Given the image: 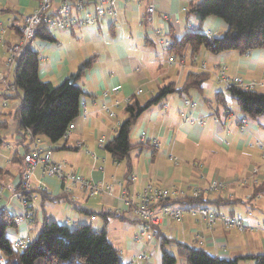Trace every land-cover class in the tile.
Masks as SVG:
<instances>
[{
  "label": "crops",
  "instance_id": "crops-1",
  "mask_svg": "<svg viewBox=\"0 0 264 264\" xmlns=\"http://www.w3.org/2000/svg\"><path fill=\"white\" fill-rule=\"evenodd\" d=\"M153 1L157 12L152 26L144 21L146 2L140 5L120 3L118 18L105 19L93 27H76L66 32L53 31L52 41L36 39L31 43V48L41 57L40 79L54 86H59L76 73L83 62L95 59L91 69L80 81L84 94L80 116L75 122L76 128L71 137L55 145L48 141L46 144L52 146L54 162L68 163L71 169L96 183L107 185L116 179L124 184V166L113 161L100 147V141L109 142L117 135L121 124L126 120L124 110L127 102L136 97L144 103L158 95L160 89L170 83L181 88L188 74L195 72V69L188 66L181 67L180 63L169 67L162 62L153 33L163 30L171 39L180 41L188 33V25L198 28L194 19L187 21L186 13L191 5L198 4L201 0ZM39 3L40 0H0V21L5 22L10 18L20 20L31 15L37 10ZM206 22L208 26L205 28L204 23L201 30L214 37H221L228 30L227 25L220 20L208 19ZM176 58L180 62L190 63V48L185 49L183 58ZM199 58L208 64L209 72L223 62L230 77L239 76L264 83V49L253 50L245 55L227 52L217 56L201 50ZM5 59L6 51L0 46V71L3 70ZM9 79L8 83L12 84ZM140 90L142 94L138 95ZM258 91L264 94V88ZM1 92L0 182L18 189L22 173V162L19 159L23 157L29 144L22 137L16 115L23 95L20 92L9 93L6 87L0 85ZM220 93H225L223 86L210 80L200 93L191 91L189 99L195 103L193 108L185 107L184 96L176 94L168 98V108L164 105L153 107L138 120L132 130L135 131L137 143L132 144L135 148L131 153L132 175L136 176L137 181L131 182L128 187L130 194H140L148 185L176 188L189 193V183L195 181L201 183V187H206L217 179L229 184V189L225 192L230 195L225 194L223 198L250 201L256 185L264 183V117L248 119L246 131L241 132L239 119L244 116L238 106L237 109L232 106L234 102H229L228 108L219 105L216 95ZM186 114H192L196 120L203 121L204 125L184 124L182 118ZM142 133L147 134L145 142L141 141ZM257 142L261 148L253 147ZM78 143H83L84 147L79 148ZM245 153L249 157L244 156ZM225 157H235L237 161H225ZM33 188L44 190V197L34 194L31 199L33 224L20 225L17 230H12L10 240H33L44 224L52 221L72 229L79 225H91L100 230L103 228V220L97 214L115 213L123 216V219L111 220L108 239L116 249L119 250L120 247L123 264H133L136 255L144 249L153 264H162L160 241L151 244L145 242L143 245L135 242L142 224L133 221L135 218L124 206L118 186H115L113 194L103 193L96 198H89L78 190L64 196L62 185L57 180L45 177L41 170H37ZM207 200L216 198L208 197ZM208 209L222 216L247 217L251 228L246 234H240L218 224L210 232L198 224L195 218L185 215L182 226L164 221L162 234L177 242L191 241L194 244L196 233H203L204 244L200 247L195 244L191 246L212 251L214 256L223 259L264 255V231L261 229L264 227V196L232 210ZM1 210L16 217L23 213L24 206L6 189L0 201ZM78 210L90 211L92 214L89 216ZM115 221L121 222V225H116ZM187 222L192 225L186 227ZM120 231L130 234L124 248L120 240L115 242L116 237L113 240L111 235H121ZM217 245L225 247V251H221Z\"/></svg>",
  "mask_w": 264,
  "mask_h": 264
},
{
  "label": "trees",
  "instance_id": "trees-1",
  "mask_svg": "<svg viewBox=\"0 0 264 264\" xmlns=\"http://www.w3.org/2000/svg\"><path fill=\"white\" fill-rule=\"evenodd\" d=\"M186 14L188 22L191 19L197 21L198 30L195 33L188 32L180 41L172 39L170 53L179 58L184 57L186 48H190L192 55L204 50L215 56L227 52L245 55L253 50L264 49V0H201L198 4L191 5ZM208 19L222 21L228 30L221 37L204 35L201 28ZM36 39L52 41V31L47 24H42ZM94 61L95 59L91 58L83 62L76 73L59 86H54L40 79L41 57L30 44L13 71V85L23 95L21 106L16 113L20 132L29 130L34 137H41L53 145L62 141L69 126L80 116L84 94L80 81L91 69ZM210 80V74L193 72L188 74L181 88L170 83L161 88L158 95L144 103L136 97L130 99L124 110L126 120L121 124L117 135L104 148L114 162L124 166L123 180L127 189L132 182L131 152L135 148L131 143V134L138 120L151 108L163 106L171 96L178 94L189 98L191 91L200 93ZM230 100L237 104L241 114L247 119L264 117V94L258 90L246 92L233 88L216 95L217 103L224 108H228ZM28 151L29 148L26 153ZM23 161L24 157H21L19 162ZM34 194L43 196L44 190L33 189L23 195L30 200ZM260 196H264V183L255 187L250 201L246 202L221 197L217 200L197 201L187 198L167 201L165 204L232 210L238 205L246 206ZM78 211L89 216L92 214L90 211ZM97 215L103 220V228L100 230L91 225H79L72 229L56 221L46 222L27 249L16 251L7 235L8 230L18 229L14 223L15 217H11L6 211L1 212L0 264H123L121 252L108 239L109 223L116 218L122 220L123 216H117L115 213ZM133 221L142 222L137 219ZM173 245L176 247L177 257L183 258L186 264H241L247 261L264 264V255L223 259L211 255L203 248L175 242L160 233L162 264H177L176 256L167 251V248Z\"/></svg>",
  "mask_w": 264,
  "mask_h": 264
},
{
  "label": "built area",
  "instance_id": "built-area-1",
  "mask_svg": "<svg viewBox=\"0 0 264 264\" xmlns=\"http://www.w3.org/2000/svg\"><path fill=\"white\" fill-rule=\"evenodd\" d=\"M146 2V11L144 21L152 26L154 16L157 12L156 4L153 0H40L39 7L33 14L25 16L20 20L13 18L5 22L0 21V46H3L6 51V59L3 65V70L0 71V85L7 88V92L16 94L17 88L13 84L8 83L9 76L14 71L17 62L22 58L28 46L36 40L42 24H47L50 31H71L76 27H93L103 20L108 18H118L120 12V3L129 4L135 3L140 5ZM188 31L194 32L196 28L191 25L187 26ZM206 36L211 33L203 32ZM154 41L158 49H160V59L169 67H173L181 63L177 58L170 53L172 39L163 30L154 31ZM219 71L213 75L215 82L223 86V90L237 88L246 92L257 91L260 84L249 82L242 77H230L227 75V67L220 63ZM141 91H138V95ZM129 101L127 102V104ZM126 104V105H127ZM183 104L187 108H193L195 103L188 97L183 98ZM165 108L169 107L168 103L164 104ZM227 113V111H226ZM183 123L204 125L203 121L196 120L192 114L183 115ZM248 119L243 117L239 119L240 130L245 132L247 129ZM76 128L75 123L69 126L64 139L68 140L71 137L72 131ZM33 139V146L24 155L25 170L21 176L22 192L16 193L14 189L8 186L12 191L13 198L19 199L24 206L23 213L15 217L14 223L20 225L33 224V212L30 209V200L24 197V193H30L33 188L32 180L35 177L37 170H41L43 176L57 180L63 189L64 196L71 195L74 191L88 195L89 198L99 197L103 193L113 194L115 186L121 189V200L129 211H133L132 217L142 221L140 233L135 237L137 244L143 245L155 243L159 240L164 221H175L181 223L184 212H190L193 217H197L208 225L209 228H214L218 221L224 224L227 229H236L241 232L249 230V218L241 216L230 217L222 216L215 212H211L205 207H188L170 206L165 203L174 198L176 193L171 189L159 186H147L143 192L137 195L130 194L122 181L113 179L112 184L96 183L81 176L79 173L70 168L68 163H56L53 161V149L49 144H43L40 138H35L31 133H28ZM143 142L147 139V134L142 133ZM156 145L157 142H154ZM79 148L84 147L83 143H78ZM105 141H100V147L104 149ZM254 148H261L259 142L253 145ZM264 157V156H263ZM177 161V160H176ZM132 182L137 181L136 176L132 175ZM194 186V185H192ZM194 194L198 197L200 191L199 186H194ZM221 188L220 183L214 182L210 186V190ZM3 187L0 191V200L3 196ZM3 211V210H1ZM264 231V227H261ZM30 238H19L12 241L13 248L16 251H24L30 244ZM147 251L144 249L140 254H137L133 264H141L147 259Z\"/></svg>",
  "mask_w": 264,
  "mask_h": 264
},
{
  "label": "rangeland",
  "instance_id": "rangeland-1",
  "mask_svg": "<svg viewBox=\"0 0 264 264\" xmlns=\"http://www.w3.org/2000/svg\"><path fill=\"white\" fill-rule=\"evenodd\" d=\"M208 26V22H205V28ZM197 31V30H196ZM196 31H194V33L196 32ZM188 32H190V31H188ZM201 32L203 33V32H205V31H202L201 30ZM204 34V33H203ZM205 35V34H204ZM209 37H214L212 34H210L209 35ZM172 47V46H171ZM158 48V47H157ZM160 55H161V52H160V49H159V58H160ZM191 60H190V63H183V62H181L180 63V66L181 67H183V68H186L187 66L188 67H190V68H192V69H195V72H198V71H200V72H206L207 74H210V76H211V80L213 79V75L216 73L217 74V70L219 71V68L216 66H214V69H213V71H211V72H209L208 71V64L206 63V62H204V61H201L200 60V58H199V54H197V55H192V58H190ZM223 63V62H222ZM224 64V63H223ZM225 66H226V64H224ZM227 67V66H226ZM228 69V68H227ZM227 72V75H228V70L226 71ZM244 79V78H243ZM246 80V79H245ZM246 81H249V82H254V83H257V84H260V87L258 88V90H261L262 88H264V83H259V82H255V81H251V80H246ZM9 82H11L12 84L14 83V73L11 75V77H10V79H9ZM141 91V90H140ZM138 93V92H137ZM1 95H2V92L0 93ZM142 94V91H141V93L139 94V95H141ZM141 101H142V98L140 99ZM129 102H130V100H129ZM231 104L234 102V101H232V100H230L229 101ZM1 103H3V97H0V104ZM232 106H234V108H236L237 109V104L234 102V104L232 105ZM224 113L226 114V111H224ZM185 124V123H184ZM24 133H21V134H23L22 135V137L25 139V141H28L29 142V144H28V148H29V150H30V146L32 147L33 146V139H31L30 138V136L28 135V133H31L32 134V132L31 131H29V130H26V131H23ZM32 136L34 137V135L32 134ZM35 138H40L41 140H42V143L45 145L46 144V141L43 139V138H41V137H35ZM131 138H132V144H136L137 143V139L135 138V131H132V135H131ZM143 140L144 139H142V135H141V141L143 142ZM155 142H157V141H155ZM108 142H106L105 141V145L107 144ZM47 145V144H46ZM104 148H105V146H104ZM252 151V150H251ZM29 152V151H28ZM27 152V153H28ZM26 152L24 153V155L25 154H27ZM132 153V152H131ZM24 155H23V157H24ZM230 156H232L231 154H230ZM244 156H248L249 157V154L248 153H245L244 154ZM264 158V157H263ZM173 160L174 161H176V159L175 158H173ZM225 161H230V162H235V161H237V158H235V157H229V158H226L225 157ZM24 170H25V163H24V161H23V163H22V173H21V176H22V174H23V172H24ZM21 176H20V186L18 187V189H15V188H13V187H11L12 189H14L15 190V192L16 193H19L21 190H22V185H21ZM35 178V177H34ZM34 178H33V180H34ZM33 180H32V183H33ZM1 181V180H0ZM214 182H218V183H220V185H221V188H218V189H216V190H210V186L212 185V183H214ZM192 185H194V186H199L200 187V192L198 193V194H200L198 197H196V194H194V186H192ZM149 186V185H148ZM152 186H155V185H152ZM257 186V185H256ZM3 187H5V189H4V191L7 189L8 190V185H5V184H3L2 182H0V191H1V189L3 188ZM189 188H190V192L189 193H186V192H182V191H180V190H178V189H176V188H169V189H171L173 192H175L176 193V196L174 197V198H172V199H170V200H168V201H175V200H183V199H187V198H191L192 200H195V201H197V200H199V199H207L208 197L209 198H213V199H215L216 198V200H217V198L219 197V198H221L220 196H222V198H223V196H225V194L227 195V196H229L230 195V193H226L225 191H227L228 189H229V184L227 183V182H225V181H222V180H213V181H211L206 187H201V183L200 184H198V183H196L195 181L194 182H191V183H189ZM34 188H32V190H33ZM144 190V189H143ZM143 190H142V192H143ZM4 191H3V193H4ZM9 191H11V190H9ZM12 192V191H11ZM13 194V193H12ZM212 194V195H211ZM209 195H211V196H209ZM3 197V196H2ZM218 198V199H219ZM226 198H228V197H226ZM2 199V198H1ZM1 201V200H0ZM171 206V205H170ZM188 207H190V206H186V207H182V208H188ZM208 209V208H207ZM1 212H4V210L3 211H0V213ZM130 213L132 214L133 213V211L131 212L130 211ZM185 215H188V216H190V217H193L191 214H190V212H184V216H183V220H182V222L181 223H179V222H175V221H169L168 223L170 224V223H178V224H180L181 226L183 225V223H184V221H185ZM193 218H195V220H196V222L198 223V224H201V225H203L204 227H206L207 228V230H209L210 232H212V230L214 229V228H209L208 227V225L206 224V223H204V222H201V220L200 219H198L197 217H193ZM139 221V220H138ZM141 224H142V222H140ZM115 224L116 225H121V222H119V221H115ZM221 225L224 229H226V230H235V231H237L238 233H240V234H246L247 233V231H244V232H241V231H239V230H236V229H227L226 227H224V224H222L221 223V221H218V223H217V225ZM191 226L192 224L190 223V222H187V224H186V227L187 226ZM109 228H110V226H109ZM11 232H12V230H8V237H12L11 236ZM120 233H121V235H117V236H115L113 233L111 234L112 235V239L114 238V237H116V240H114L115 242L116 241H118V240H120L119 242L121 243V246H122V248H124L125 246H126V243L129 241V239H130V234H126V233H123L122 231H120ZM162 234L163 233V229H162V231H160L159 232V234ZM167 237V236H166ZM194 244H195V246H198V247H200L201 245H203L204 244V242H205V238H204V236H203V233L201 234V233H196V235L194 236ZM171 240H173V239H171ZM112 241V240H111ZM158 241H160V237H159V240ZM173 241H175V242H177L176 240H173ZM202 241H203V243H202ZM181 243V242H180ZM182 244H188V245H194V244H192V242L191 241H188L187 243H182ZM206 244V243H205ZM217 247L218 248H220V250L221 251H225V247H223V246H221V245H217ZM119 250H120V247H119ZM158 251H159V247L157 246V248H156V252L158 253ZM167 251H168V253L169 254H171V255H173V256H176V258H177V264H186V262H185V260L183 259V258H180V257H177V252H176V247L173 245V246H170V247H168L167 248ZM211 255H213V253H212V251H210L209 252ZM134 255V254H133ZM135 255H136V253H135ZM148 263H151V264H153V260H151V258L149 257V256H147V259L143 262V263H141V264H148ZM241 264H244L243 262L241 263ZM246 264H250V263H246Z\"/></svg>",
  "mask_w": 264,
  "mask_h": 264
}]
</instances>
